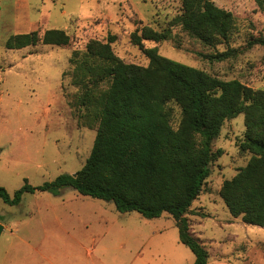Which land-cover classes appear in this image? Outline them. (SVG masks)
<instances>
[{
  "label": "rangeland",
  "instance_id": "1",
  "mask_svg": "<svg viewBox=\"0 0 264 264\" xmlns=\"http://www.w3.org/2000/svg\"><path fill=\"white\" fill-rule=\"evenodd\" d=\"M212 1L233 13L228 41L217 48L203 44L187 27L201 14L204 0L190 12L182 9L181 0H0V185L13 195L26 180L39 187L61 174L76 173L87 161L96 137L95 109L80 103L83 89L73 82L71 58L75 51L82 56L90 39L107 41L116 35L112 47L120 58L147 65L149 58L133 43L132 32L145 24L168 29L166 39L146 40L145 45L220 79L264 89V45L249 44L264 37V9L256 0ZM53 28L64 29L70 43L6 47L14 34ZM228 47L238 49L236 57L211 61L204 56ZM172 106L177 127L181 108ZM245 129L244 113L225 121L214 141V149L224 153L212 164L204 190L191 206V228L209 250L208 264H264V230L235 217L220 195L224 181L252 157L240 147ZM0 223V264H48L43 250L53 243V234L97 248L104 264L121 252L122 244L126 251L135 249L155 230L167 229L170 243L180 240L167 212L157 218L122 213L114 202L72 187L58 195L27 192L15 205L0 198ZM183 247L195 260L193 251Z\"/></svg>",
  "mask_w": 264,
  "mask_h": 264
},
{
  "label": "trees",
  "instance_id": "2",
  "mask_svg": "<svg viewBox=\"0 0 264 264\" xmlns=\"http://www.w3.org/2000/svg\"><path fill=\"white\" fill-rule=\"evenodd\" d=\"M200 0H181L185 12ZM264 9V0H256ZM233 24L231 10L204 0L199 17L187 27L206 46L227 43ZM169 30L140 25L131 34L149 58L147 65L126 62L113 50L116 35L107 41L90 39L86 52L73 53V82L83 89L80 103L95 109L96 137L90 156L76 173L61 174L35 187L26 180L13 195L0 185V198L20 204L27 192L47 191L58 195L72 187L80 194L114 202L122 212L137 211L146 218L164 212L175 219L180 241L196 256L194 264H208L210 256L203 240L192 231L189 214L211 174L212 164L224 150L214 141L226 120L245 114L246 129L240 144L252 157L231 179L220 195L235 217L264 227V89H255L239 79L223 80L207 71L184 64L147 47L145 41L160 42ZM64 29L39 30L12 35L9 49L30 45H68ZM249 44L264 45V37ZM237 48L204 55L211 61L236 57ZM181 108L177 127L172 123L174 107Z\"/></svg>",
  "mask_w": 264,
  "mask_h": 264
},
{
  "label": "crops",
  "instance_id": "3",
  "mask_svg": "<svg viewBox=\"0 0 264 264\" xmlns=\"http://www.w3.org/2000/svg\"><path fill=\"white\" fill-rule=\"evenodd\" d=\"M260 228L264 230V227ZM166 233L167 229L152 231L146 241L143 240L137 248H130L128 251L122 244L121 252L115 254L108 264H193L195 260L183 247L185 244L177 239L170 243ZM52 236L53 243L47 245L46 252L43 250V257L48 264H104L97 256V248L83 247L70 240L67 235Z\"/></svg>",
  "mask_w": 264,
  "mask_h": 264
},
{
  "label": "water",
  "instance_id": "4",
  "mask_svg": "<svg viewBox=\"0 0 264 264\" xmlns=\"http://www.w3.org/2000/svg\"><path fill=\"white\" fill-rule=\"evenodd\" d=\"M3 230H4V225L2 223H0V236H1L2 232H3Z\"/></svg>",
  "mask_w": 264,
  "mask_h": 264
}]
</instances>
